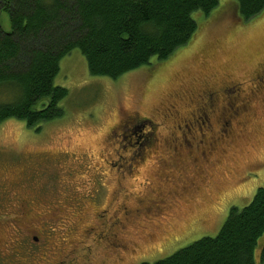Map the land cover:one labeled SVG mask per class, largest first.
<instances>
[{"label":"rangeland","instance_id":"obj_1","mask_svg":"<svg viewBox=\"0 0 264 264\" xmlns=\"http://www.w3.org/2000/svg\"><path fill=\"white\" fill-rule=\"evenodd\" d=\"M231 1L219 0L207 15L194 12L196 31L166 61L154 63L152 59L151 64L116 79L90 74L85 57L79 49H72L60 59L54 78L55 84L67 89L59 102L63 114L45 122L38 131L15 118L0 123V181L20 183L10 190V196H0V256L10 255L17 237L30 246L33 235L42 236L45 227H51L53 232L46 235L45 231L44 240H39L44 242V254L34 259L22 255L18 264H138L141 259L136 257L143 255L151 263L202 236L216 235L232 205L242 207L251 201L256 189L264 186V92L260 93L264 89L254 87L244 121L235 126L230 142L216 145L211 156L214 164L205 168L198 189H189L183 197L187 200L194 195L192 201L182 200L167 210L164 224L157 225L151 237L146 235L131 256L125 253L123 259L119 258L108 244L112 228L108 229L107 222L113 219L120 202L129 206L135 200L155 197L170 201L172 197L167 193L182 184L177 180L195 173L186 151L178 158L180 163L174 161V167L171 158L165 164L159 161L168 144L162 142L165 135L169 136L170 129L165 127L178 121L177 116L164 117V110L167 114L166 108L173 100L180 114L197 107L191 99L203 90L234 81L242 82L243 88L248 84L249 92V87L258 82L254 77L264 63V12L241 21L225 8ZM0 24L3 30H10L6 12L0 13ZM147 118L163 124L144 162L138 161L132 170L117 169L116 162L112 167L108 161L117 158L114 150L118 144L108 135L110 129L120 133L122 130L116 126L126 121L130 123L122 125L136 126L143 119L148 122ZM131 151L128 147L122 152L129 155ZM43 157L54 161L61 158V162L55 165L54 185L42 193L32 185L24 168L28 161L35 165ZM258 161L248 172L246 182L241 181ZM44 176L43 181L47 179ZM43 181L40 178L38 182ZM95 190L100 196L94 201ZM62 193L72 194L70 202H65ZM20 197L38 199L22 211L18 207ZM104 208L108 210L106 218L98 220L95 211ZM126 225L131 236H138L136 231L141 229L133 221ZM174 235H179V242L159 255Z\"/></svg>","mask_w":264,"mask_h":264},{"label":"trees","instance_id":"obj_2","mask_svg":"<svg viewBox=\"0 0 264 264\" xmlns=\"http://www.w3.org/2000/svg\"><path fill=\"white\" fill-rule=\"evenodd\" d=\"M218 2L0 0L11 26L5 31L0 24V123L15 118L38 131L63 114L59 102L67 89L54 78L72 49L85 57L90 74L116 79L152 59L170 58L196 31L193 13L207 15ZM229 3L225 8L241 21L264 12V0ZM140 264H264V186L248 204L229 208L216 235Z\"/></svg>","mask_w":264,"mask_h":264},{"label":"flooded vegetation","instance_id":"obj_3","mask_svg":"<svg viewBox=\"0 0 264 264\" xmlns=\"http://www.w3.org/2000/svg\"><path fill=\"white\" fill-rule=\"evenodd\" d=\"M259 70V74L254 77V79L258 82H256L253 86L251 85L252 88L249 87V92L248 84L246 88H243L242 82L228 81L220 85L218 89H211L209 87L210 90H203L193 95V100L191 99V101L194 105L196 104L197 107L189 112L187 111L177 114L178 110H176V100H173L170 108H166L168 110L167 114H165L166 110H164V117L166 120L171 116V118L177 116L176 119H178V121H176L174 125L168 124L165 127L169 128L170 131L169 136L165 135L162 142L168 144L164 149V153L160 156L159 161L163 162L161 160H164L165 164L166 162H169V159L171 158V165L174 167V161L177 160V163H180L181 160L178 158L183 157V153L186 151V155L190 157V161L193 164V172L195 173L193 176H187L184 177V179L181 178L177 180V184H180L181 182L182 184L178 185V189L173 190L171 193H167L170 197H172L170 201L166 198L155 197L149 200H144L143 198L138 199L137 201L135 200L133 205L129 206L120 202L118 209L116 210V214L112 216L113 219L107 222L108 229L112 228V231L109 233L111 237L110 240H108V244L112 247L114 253L118 254L119 258L121 257V259H123L125 253H129V256H131L138 247L142 246L140 242L146 237V235L151 237L154 233L152 230H154L157 225L164 224V219L168 214L166 211L169 209L171 210V208H173V206L178 204L180 201L186 200L183 199V197L187 194L189 189L193 190V192L198 189L197 183H200V181L202 182L205 178V168L214 164V159L211 156L216 148H218L216 145L218 143L225 144L230 142L232 134L235 131V126L241 125L242 121H244V117L247 116L248 105L251 102V92H253V87L257 90L259 89V91L264 89V63L263 65H260ZM262 92H264V90L260 93ZM175 99H178L177 95ZM183 99H186V95ZM147 119H149V121L147 120L148 122L144 123L145 120L143 119V121H139L140 123L136 126H134V124L122 125L128 121L122 123L120 126H116L122 130L120 133H117V131L113 128V130L110 129L108 135L117 140L118 144L114 150L117 158L113 162L110 160L108 161L112 167H114L116 162L115 167L117 169L124 167L132 170L138 161L144 162V155L151 149L152 143L158 141L160 135L158 134V128L163 124L154 122L150 118ZM214 127H217V129L214 130ZM135 131H139V133ZM133 136L135 137L133 138ZM128 147H131L132 151L129 155H124L122 151L126 150ZM120 149H122V151ZM221 150H224V148ZM65 155L68 154L65 153L63 158ZM138 158L140 160H138ZM28 162L25 165L24 172L28 174V178L30 180H33L32 182L34 183H32V185H37L36 188H38L42 193L45 192L47 186L52 187L54 185L55 182L53 183L52 181L56 180L53 179L56 173L55 165L61 162V158L54 161L52 158L43 157L42 160L35 165H30ZM260 162L261 161L254 162L240 180L246 182L245 180L249 177L248 172L253 170ZM44 175L47 176L45 181H43ZM167 177H169V175H167ZM40 178L43 183L38 182ZM173 178L174 175H172L169 179L172 181ZM9 182L0 181V196L8 197L11 195L10 190L12 188L20 186L19 181L13 180ZM67 186L69 187L71 185ZM94 192L95 193L92 194V197L95 201L97 200L96 197L100 196V191L99 193L98 190H95ZM62 195L65 197V202H70L69 197L72 194L62 193ZM193 196L187 197L186 201H188V203L191 202ZM37 199L38 197H20V204L18 207L22 211L23 209L24 211L26 209H30L28 208V205H33ZM1 205L2 203H0V206ZM70 206L73 207V204ZM107 211L108 210L105 208L96 210L95 214L98 217V220L99 218L105 219ZM131 221H133L135 225L141 229L136 231L138 236H131L130 234L129 227H127L126 223ZM101 223L105 224V222ZM45 229L46 230H43L44 235L45 231L47 233L46 235H49L54 230L51 227H45ZM43 234L42 236L33 235L30 240V246L25 243L22 237H17L16 241H14V244L11 246L12 250L10 255L0 256V264H8L11 260H14V262H12L13 264H18L20 256L22 255L30 256L33 259L39 254L43 255V250L45 249L44 242H39L41 239L44 240L45 236ZM104 236L105 238L107 237L106 234ZM179 240V235L170 237V239L166 241L168 244L161 248L158 251V254H164L175 243L179 242ZM64 241H66V239ZM155 253H157V251H155ZM136 258L141 259L138 264L146 262V255Z\"/></svg>","mask_w":264,"mask_h":264}]
</instances>
